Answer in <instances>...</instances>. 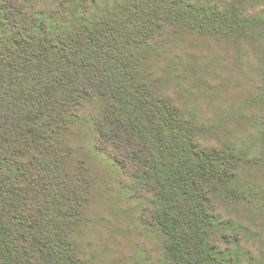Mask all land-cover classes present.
I'll use <instances>...</instances> for the list:
<instances>
[{
    "label": "trees",
    "instance_id": "16d2710c",
    "mask_svg": "<svg viewBox=\"0 0 264 264\" xmlns=\"http://www.w3.org/2000/svg\"><path fill=\"white\" fill-rule=\"evenodd\" d=\"M261 3L0 0V264H85L73 234L86 180L61 154L80 118L97 150L147 193L161 264H254L213 204L240 156L199 144L195 126L153 91L144 61L167 27L257 31L264 8L246 6Z\"/></svg>",
    "mask_w": 264,
    "mask_h": 264
},
{
    "label": "rangeland",
    "instance_id": "374dc122",
    "mask_svg": "<svg viewBox=\"0 0 264 264\" xmlns=\"http://www.w3.org/2000/svg\"><path fill=\"white\" fill-rule=\"evenodd\" d=\"M261 8L262 3L246 6L248 12ZM256 30L200 34L167 27L151 41L143 61L153 91L170 98L195 126L199 144L227 147L240 156L235 178L214 191L213 204L238 225L247 259L264 264V26ZM63 137V167L80 166L86 180L73 234L80 259L85 264H161L163 238L149 228L147 193L97 150L83 119Z\"/></svg>",
    "mask_w": 264,
    "mask_h": 264
}]
</instances>
